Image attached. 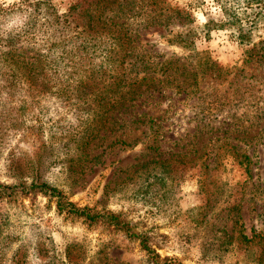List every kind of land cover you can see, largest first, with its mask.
I'll return each instance as SVG.
<instances>
[{
	"label": "rangeland",
	"instance_id": "rangeland-1",
	"mask_svg": "<svg viewBox=\"0 0 264 264\" xmlns=\"http://www.w3.org/2000/svg\"><path fill=\"white\" fill-rule=\"evenodd\" d=\"M92 1L0 0V184L116 214L180 264H264V0H165L169 24L131 18L144 53L189 74L126 111L103 105L126 64L78 34ZM137 239L42 193L0 200V264H152Z\"/></svg>",
	"mask_w": 264,
	"mask_h": 264
},
{
	"label": "trees",
	"instance_id": "trees-1",
	"mask_svg": "<svg viewBox=\"0 0 264 264\" xmlns=\"http://www.w3.org/2000/svg\"><path fill=\"white\" fill-rule=\"evenodd\" d=\"M164 1L165 0H94L89 4L86 10L90 11L88 22L84 25V28L78 32V34L85 36L82 40L87 41L104 39L103 45L108 46V53L114 55L109 58H116L115 56L119 54V58L113 60L121 61L122 64H126L124 72L121 75L122 84L116 103H110L111 100L108 99V101L103 105H109L107 107H111L112 109L115 107L118 110L125 109L126 111L130 107V105H125V102L127 101L126 96L128 95L138 93L140 98L144 93L149 94V91H152L150 96H153V94L156 91H159L160 88L162 89L169 86H175L179 87L178 89H181V87H184L185 84H187V75L189 73L186 72L185 66L178 65L177 59L157 61L152 58L151 54L144 53V49H142L140 43L137 42L138 28L132 29L129 22L131 18L141 17L145 21L141 22L145 23L142 24L143 28L156 22L159 23V21H164L169 24V20L172 18L173 13L164 16V12L169 10L167 7H160ZM157 7H160V9ZM47 8L50 7L48 6ZM174 12H176V10H174ZM120 19L125 20L124 22H121ZM47 22H50L51 25H59L60 20L57 15L53 14L52 18L48 17ZM174 37L180 39L178 40V43L180 44H183L185 41L180 36L174 35ZM169 41L172 40L170 39ZM45 67H48L47 64ZM211 67L214 66L212 65ZM197 72L198 66H196V70L192 76L195 75L196 77ZM132 73H134V76H130ZM35 77H37L40 81L43 80V74L40 71H38L34 76H31L30 80L33 82ZM126 80L131 82L129 86L123 85ZM111 92L112 90H108V93ZM104 107L107 108L106 106ZM142 117H149L148 119H152L151 116L145 113L139 114V122L141 125L145 124L141 121ZM112 121L115 123L117 122L116 119H112ZM148 122H150V120H148ZM152 122H154V125H156L157 128L159 127L154 119H152ZM149 129L152 130L153 127L150 126ZM122 144H125V142H122ZM242 157L243 159L240 161V164L245 167L246 173L250 175V156L244 154ZM245 161L247 163H245ZM38 193H42L50 199H56V208L60 214L83 219L89 224L104 221L107 224V227L125 232L131 238H138L140 240L142 250H144L147 254L148 259L152 264H180L176 257L162 258L154 248L152 237L149 234L145 232L135 234L132 232L131 225L122 220L116 214H100L93 212V210L88 207L80 208L75 203L68 201L66 195L61 191L46 184H0V200L6 198L17 200L18 198ZM254 238L255 236H253L250 240L247 239V241L250 242ZM260 238L264 239V235H261ZM259 241L260 242L258 243H262L264 245V240L262 241L259 239Z\"/></svg>",
	"mask_w": 264,
	"mask_h": 264
}]
</instances>
